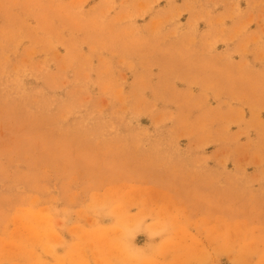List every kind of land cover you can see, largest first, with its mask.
I'll use <instances>...</instances> for the list:
<instances>
[{"label": "rangeland", "instance_id": "1", "mask_svg": "<svg viewBox=\"0 0 264 264\" xmlns=\"http://www.w3.org/2000/svg\"><path fill=\"white\" fill-rule=\"evenodd\" d=\"M0 264H264V0H0Z\"/></svg>", "mask_w": 264, "mask_h": 264}]
</instances>
